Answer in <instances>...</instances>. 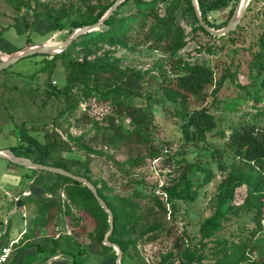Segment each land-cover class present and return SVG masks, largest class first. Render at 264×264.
Wrapping results in <instances>:
<instances>
[{
	"label": "rangeland",
	"instance_id": "rangeland-1",
	"mask_svg": "<svg viewBox=\"0 0 264 264\" xmlns=\"http://www.w3.org/2000/svg\"><path fill=\"white\" fill-rule=\"evenodd\" d=\"M108 1L0 0V59L29 45L44 43L55 46L77 28L71 30L67 18L63 19L64 29L54 28L52 19L44 15L47 10L61 4L67 8L72 5V17L76 18L89 6H96L98 11ZM242 1L238 0L235 10ZM233 4L209 13L208 18L215 25L212 27L224 26ZM131 7L130 2L125 4L120 13L128 12ZM156 8L162 14L174 16L185 30L186 44L174 53L152 45L137 33L132 35L128 46H112L102 41L86 45L80 41L89 36L86 33L66 48L70 61L87 58L92 64H99L117 58L120 66L134 67L143 72V85L133 102L149 107L153 113L154 126L150 130L149 145L130 152L124 143L104 137L109 116L114 115L117 123L131 128L129 117L116 113L109 101L98 100L89 94L79 81L67 99L50 95L47 92L51 88L50 83L62 86L67 82L68 61L59 56L47 63L52 55L37 54L21 58L0 73V148L10 149L20 143L27 145L28 140L20 139L24 128L27 135L39 144L53 143L54 157L68 159L71 171H78L81 175L87 173L95 186L111 199L115 196L136 199L149 222L145 224L143 221L142 224L147 226L156 222L168 229L151 239L142 237L137 231L119 232L116 236L128 242L127 250L125 253L122 251L121 256L124 264H174L180 258L179 248L205 254L202 261L195 264H214L217 256L213 254L214 243L209 241L206 247L203 246L200 225L212 214L219 184L226 174L231 170L243 172L260 184V212L257 217L253 216L251 206L247 205L249 185L242 183L236 187L232 203L235 206L246 205L248 209L230 214L220 235L229 241L246 239L250 260L264 264V168L241 159L226 145L229 133L239 122L252 121L256 116L260 125H264V70L253 61V53L259 48L258 36L264 32L260 19L264 0L249 1L234 28L236 33L232 39L212 37L197 29L196 13L190 12L186 0H160ZM34 14H39V17ZM26 19L32 22L30 28L26 26ZM22 28L24 33L19 32ZM179 58L192 64L211 65L216 79L228 70L217 89L216 85L206 87L204 99H188L189 107H205L216 120V129L208 133L205 140H184L181 119L177 114L181 104L166 97L162 88L174 78L175 73L182 72L177 63ZM78 141L89 149L80 148ZM151 149L156 152L152 154ZM140 157L143 161L132 165L131 161ZM5 160L0 158V175ZM189 163L211 171L208 181H205L203 171H196L201 186L196 188L193 200L177 197L179 188L175 189L182 173H190L186 167ZM38 174L46 177L42 180L37 178L39 194L31 195L24 208L21 204L15 205L17 196L10 199L6 193L11 186L3 188L0 183V202H7V205H0V253L3 247H11L9 257L0 264H26V256L35 252L37 243L51 247L53 240L59 242L63 251L85 258L83 264H115L117 249L105 242L110 228L109 216L108 228L100 242L94 237L100 224L88 210V201L72 198L68 183L58 179L55 173L41 170ZM30 181L28 178L27 182ZM54 182L56 184L52 185ZM154 197L163 201L166 213L157 210L153 204ZM5 220L10 224L8 231ZM137 229L142 227L139 225ZM241 230L248 234L247 237L241 234L243 237L240 239ZM114 236L109 237V241L116 243ZM79 248L88 250L89 255L85 257ZM58 254L61 260L48 253H39L30 264L72 262L70 255ZM225 257L233 259L229 254Z\"/></svg>",
	"mask_w": 264,
	"mask_h": 264
},
{
	"label": "trees",
	"instance_id": "trees-1",
	"mask_svg": "<svg viewBox=\"0 0 264 264\" xmlns=\"http://www.w3.org/2000/svg\"><path fill=\"white\" fill-rule=\"evenodd\" d=\"M160 0H123L114 11L107 17L101 26L91 32H87L89 36L82 38L80 41L86 45L97 43L99 41L106 42L112 46L122 45L128 46V41L131 39L134 33H137L143 37L147 42H150L156 47H164L170 50L172 53L181 49L185 44V30L178 24L175 17L172 15L162 14L156 8L157 2ZM115 0H110L103 6H100L99 10H95L96 6H89L86 11L79 14L76 18L72 17L73 6L69 8L65 4H61L58 8L53 10H47V17L52 19L54 28L64 29V18L70 21L71 30L74 27H80L83 25L91 24L101 18L105 12L112 6ZM131 3L133 7L126 13H120V8L127 3ZM188 9L195 14V8L192 0H186ZM229 9L228 19L223 23L226 25L229 19L235 12L236 4L238 0H198L199 9L202 17L207 24L214 26L208 18L211 11L220 8L228 7ZM36 13V12H35ZM39 17V14H34ZM261 25L264 28V9L260 15ZM197 29L202 30L205 34L218 37L232 39L236 33L235 29L229 31L226 34L216 36L207 31L197 19ZM32 22L26 19V26L31 27ZM86 34V33H85ZM73 43H76L74 41ZM72 45V44H71ZM258 50L253 53L254 64L258 68L264 70V32L258 36ZM1 48V47H0ZM47 55L44 53H38ZM37 55V54H34ZM32 56V55H30ZM63 57L67 62L70 71L67 76V82L62 86L49 84L51 88L47 91L50 95L64 96L66 99L72 95V89L76 85L77 81L81 83L85 90H89V94L95 96L98 100L109 101L113 106L116 113L119 115H126L129 117V123L132 126L127 128L122 124L116 122L115 116H109L108 125H106L103 131L104 137L108 139H114L124 143L130 152L138 149L140 146H147L151 142L150 130L154 126L153 113L149 107L135 105L133 99L136 95L140 94L143 81V72L134 67H122L119 65V59L114 58L111 62L92 64L87 58L83 60L74 59L69 60L68 49L63 50L57 54L52 55L48 62L53 61L57 57ZM177 63L182 69V72L175 73L174 78L169 80V83L164 85L163 91L170 100L178 101L181 104V108L177 114L181 119V131L185 141H200L205 140L207 134L213 132L217 123L214 116L205 107H189V97L194 99H204V92L207 86L216 85L219 87L228 74L224 72L215 78V70L211 65L189 63L183 59H178ZM10 67V66H9ZM7 68L0 71V73L6 71ZM264 86V79H263ZM20 139L28 140L27 145L22 143L12 146L10 149L16 154L28 157L36 162L44 164H51L59 166L67 170L71 169V164L68 159L63 157H54V144L41 145L33 137L28 136L24 128L21 129ZM80 148L89 149L84 144L77 142ZM227 147L232 150L241 159L248 162H253L259 167L264 168V125H260L259 120L255 116L252 121H241L235 125L229 136L226 139ZM35 146V148H33ZM33 149L35 153L33 155ZM152 154L156 150L151 149ZM143 161V158H134L131 163L139 164ZM187 170L182 173L175 189L179 188V193L176 194L179 198L195 199L196 188L201 186L199 176L196 174L197 170L204 172L205 181H208L211 177V171L202 168L195 163L187 164ZM32 178L37 170L30 169ZM77 174V172H75ZM90 179L87 173H82ZM57 178L68 183V188L72 198H83L88 205V210L98 220L100 227L96 229L94 237L98 241H102L104 237V231L108 228V214L104 211L98 200L93 195L92 191L83 183L78 180L72 179L62 174H56ZM91 180V179H90ZM249 185V201L247 205L251 206L254 217H257L261 209V194L260 184L257 181L250 180L243 172L229 171L219 184L220 190L215 196V206L211 215L205 218L200 225L201 240L203 246L206 247L207 243L213 242V254L216 256L214 264H256L255 261H251L246 252V239L240 241H229L225 236L220 235L225 221L230 217V214H238L243 209H248L246 205L235 206L232 203L234 191L236 187L242 183ZM95 184V182H93ZM56 182L52 183L55 185ZM70 184V186H69ZM100 196L106 201L108 207L113 214V233L114 241L121 247L125 253L127 250L128 242L118 238L116 235L119 232L126 231L127 233L137 231L142 237L146 236L148 239L156 238L163 232L168 231L165 227L159 223H149L147 217L141 212L140 203L129 197L115 196L112 199L104 194L100 188H97ZM174 191V190H173ZM171 190V194H172ZM18 204H22L20 198L17 200ZM153 204L157 207V210L162 213H166L167 209L162 200L157 197L153 198ZM145 221V224L142 222ZM142 229H137L138 226ZM104 227V228H103ZM254 233H252L253 235ZM248 234H245L247 237ZM110 236V237H111ZM245 237V238H246ZM251 237V236H250ZM54 245L51 247H44L40 243H37L36 250L33 254L26 256V264H30L36 260L39 253H48L51 256L58 253L64 255H70L72 262L70 264H83L85 258H81L78 254L65 252L60 249L59 242L53 240ZM80 247V246H78ZM81 254L85 257L89 255V251L85 248H79ZM180 258L179 261L174 264H195L196 261H202L205 254H195L189 248L178 250ZM229 254L233 256V259H227L225 256ZM121 258V264L123 263Z\"/></svg>",
	"mask_w": 264,
	"mask_h": 264
},
{
	"label": "water",
	"instance_id": "water-1",
	"mask_svg": "<svg viewBox=\"0 0 264 264\" xmlns=\"http://www.w3.org/2000/svg\"><path fill=\"white\" fill-rule=\"evenodd\" d=\"M122 1L123 0H115V2L112 4V6L105 12V14L101 18H99L97 21H95L91 24H87V25H83V26L75 28L72 31V33L64 41L60 42L59 44H57L55 46L46 45L44 43L29 45V46L22 48V49L14 52L12 54L7 55L6 57H2L0 59V71H2L5 68H8L9 66L15 64L21 58H24V57H27L30 55H34V54H38V53L54 55L55 53H58V52L65 50L68 47V45L73 40L79 38V36L99 28L101 26V24L104 22V20L107 17H109V15L114 11V9ZM249 1L250 0H244V3L241 6V9L238 12V14H236V10H237L236 9L232 18L228 21V23L226 25H224L221 28H214L205 22V20L202 17L201 11L199 9L198 0H192V3L194 5L195 13H196L197 19L199 20L200 24L207 31H209L211 34L220 36V35L228 33L229 31L233 30L236 27V25L240 22ZM0 158L10 160L13 163H16L18 165L24 166V167L29 168V169H35L37 171L43 170V171H48V172H52L55 174H62V175L68 176L72 179L78 180L81 183L85 184L92 191L93 195L98 200V202L100 203L102 208L108 213L110 228H109V231L105 237V242L108 245H112L117 249V259H116L115 264H120V260H121V256H122V250L118 244L109 241V237H110V235L112 233V229H113L112 211L108 207L106 201L100 196V194L97 191V187L95 186V184L90 179H88L86 176H83L81 174H77L71 170H67V169L59 167V166H54L51 164H44L41 162L33 161L32 159H30L28 157L16 154L14 151H12L9 148H0Z\"/></svg>",
	"mask_w": 264,
	"mask_h": 264
},
{
	"label": "crops",
	"instance_id": "crops-1",
	"mask_svg": "<svg viewBox=\"0 0 264 264\" xmlns=\"http://www.w3.org/2000/svg\"><path fill=\"white\" fill-rule=\"evenodd\" d=\"M19 32L24 33L23 28ZM30 174L31 170L29 168L13 163L12 161L7 159L5 160V164L1 168V187L6 188L8 187V185L11 186L10 189H6V193L9 194L10 199H12L11 196H17L18 198H20L22 202L21 208H24L27 205V201L31 195L39 194L38 191L40 188L36 182L37 178L39 177L42 180L44 179V177H46L38 174V171L32 178L29 177ZM28 178L29 180H31L30 182H27ZM17 200L15 205L18 207ZM1 203L7 205L6 201L5 203L1 201L0 205ZM5 223L7 227L6 231H8V229H10V224L7 221ZM53 256H57V258H59V254ZM59 260L61 259L59 258Z\"/></svg>",
	"mask_w": 264,
	"mask_h": 264
},
{
	"label": "built area",
	"instance_id": "built-area-1",
	"mask_svg": "<svg viewBox=\"0 0 264 264\" xmlns=\"http://www.w3.org/2000/svg\"><path fill=\"white\" fill-rule=\"evenodd\" d=\"M17 199L18 197L16 198V200ZM10 251H11V247L9 245L2 248V251L0 253V263L7 260V258L9 257Z\"/></svg>",
	"mask_w": 264,
	"mask_h": 264
},
{
	"label": "bare ground",
	"instance_id": "bare-ground-1",
	"mask_svg": "<svg viewBox=\"0 0 264 264\" xmlns=\"http://www.w3.org/2000/svg\"><path fill=\"white\" fill-rule=\"evenodd\" d=\"M243 3H244V0L242 1L241 6L243 5ZM241 6L236 10V14H238V12L240 11Z\"/></svg>",
	"mask_w": 264,
	"mask_h": 264
}]
</instances>
